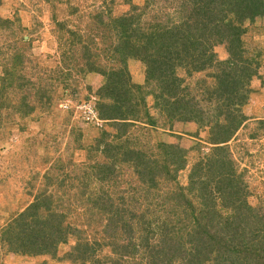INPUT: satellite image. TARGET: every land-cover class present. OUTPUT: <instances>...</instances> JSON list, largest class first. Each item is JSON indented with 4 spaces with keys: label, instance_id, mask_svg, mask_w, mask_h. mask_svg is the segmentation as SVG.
<instances>
[{
    "label": "rangeland",
    "instance_id": "rangeland-1",
    "mask_svg": "<svg viewBox=\"0 0 264 264\" xmlns=\"http://www.w3.org/2000/svg\"><path fill=\"white\" fill-rule=\"evenodd\" d=\"M184 3L188 0H0V77L5 76L6 69L14 72L13 86L0 90V264H83L77 259L78 243L93 244L98 240L105 246L94 249L84 264H152L153 255L140 239L134 242L139 249L130 255L131 251L127 259L110 245L117 241L110 236L116 225L110 219L112 208L119 209V217L128 218L136 204L134 227L139 234L150 225L148 222H154L159 233L150 238V243L160 247L158 264L169 259L173 264H196L194 259L186 260L173 252V246L183 237L189 247L184 251L196 246L188 240L189 236L181 235V229L195 235L200 213L210 207L223 215H233L240 193L264 217V17L244 23L241 44L235 47L223 36L222 43L213 50L214 64L208 69L193 73L186 67L177 69V76L183 79L182 87L188 89L184 95L193 99L198 111L193 122L172 117L173 112L164 109V103L158 104L155 96L161 91L159 83L145 85V67L136 60L128 62L132 80L149 92L145 98L154 122L139 117V123H135L130 117L135 124L125 133L120 120L105 121L99 115V89L106 79L90 71L85 46L98 55L96 63L112 66L114 59L110 55L116 45L113 20L134 14L146 29L158 25L165 15H172L174 20L167 23L172 25L183 20L180 8ZM18 52L24 54L23 59L12 58ZM229 61L236 65L227 66ZM229 67L236 68L233 76H238L243 84L239 85L240 96L237 94L235 103L223 106L220 76ZM20 75L31 83L19 88ZM47 91L52 101L44 104L42 98ZM215 139L230 140L213 144ZM104 142L118 146L121 152L134 151L139 157L133 156L132 161L153 158L166 168L158 173V184L150 197H145L143 191L148 185L130 165H121L122 173L120 169L111 173L109 181L115 183L111 189L110 183L97 180L96 166L103 168L111 160L114 162L103 154L105 146L100 143ZM220 149L234 165L233 183L241 187L231 185L226 189L223 183H216L213 190H202L197 182L211 180L208 170L211 172L215 153ZM176 151L180 152L179 160L173 154ZM114 153L117 152H110ZM89 165L96 172L84 174L75 169ZM198 171L207 175L198 176ZM45 175L62 176L53 184ZM104 188H108L112 201L106 202L109 207L97 211L92 201ZM225 189L223 196L220 193ZM41 194L52 197L55 210L66 215L63 226L70 229L69 234L63 232L66 242L60 241L55 257L27 254L31 252L28 248L12 244L14 228L10 226ZM166 194L172 197L167 205ZM155 198L158 205L149 204ZM184 199L189 204L178 208V200ZM242 205L245 209L244 202ZM158 219L159 228L155 224ZM253 230L261 232L255 231L253 238ZM40 231L36 228L35 235ZM246 232H250L247 240L241 236L242 244L234 245L239 248L237 254L231 256L224 244L215 245L216 251L209 250V254L205 250L210 259L200 258L199 264H264V220L250 221ZM208 233L212 237L214 232ZM202 239L199 242L205 243V248L214 245L204 233ZM246 250L253 255L246 257ZM223 251L226 252L222 254Z\"/></svg>",
    "mask_w": 264,
    "mask_h": 264
},
{
    "label": "trees",
    "instance_id": "trees-1",
    "mask_svg": "<svg viewBox=\"0 0 264 264\" xmlns=\"http://www.w3.org/2000/svg\"><path fill=\"white\" fill-rule=\"evenodd\" d=\"M50 1L51 0H48V2ZM180 12L182 14L184 13L185 16H183V20L180 22L168 25L167 23L173 21L174 17L172 15H165L158 25H149L146 29L140 26L134 14H125L113 20L111 24L115 32L114 35H116V45L112 46L113 50L110 55V58L114 59L112 66L109 65L107 67L102 66L98 62L96 63L94 59L97 58L98 55L93 53L88 46H85V55L88 60L90 71L96 72L106 79L105 84L99 89L100 100L97 105L99 115L105 121L120 120L118 123L122 124L121 127L124 128L125 133L131 124L139 123V117L150 119L154 122L152 115L148 112L147 98H145L149 95V92H145L141 85L133 82L128 66L130 60L139 61L144 65L145 85L153 81L159 83L161 91L159 95L155 96L158 104L164 103L162 105L164 109L168 108L170 109L168 112H173L174 115H172V117L175 116L185 122H193L197 119L196 114L198 111L193 104V99L184 95V93L188 92V89L182 87L183 79L177 76V69L186 67L189 73H193V71L201 72L213 66L215 61L214 57H216V53L213 50L222 43L223 36L230 39L231 45L234 47L237 44H241V34L244 32V23L248 20L253 21L257 17H264V0H188V3H184L180 8ZM180 12L179 14H181ZM227 31L228 33H226ZM229 50L231 51V49ZM231 53L232 56H234V52L231 51ZM12 58L23 59L24 54L18 52L15 53ZM242 62L247 61L242 60ZM227 63H229L227 66H230V63L235 64L233 61ZM220 64L222 65L223 63ZM243 66L244 69H246L247 66L245 63H243ZM8 70L10 69L5 70V76L0 77V81L3 83V85H0V90L3 92L13 86L14 72L12 71L9 73ZM233 71L237 74L236 68L229 67L228 70L224 71L223 75L220 76V94L225 102L223 106L235 103L239 90L238 88L240 87L239 85L243 84L238 76V80L233 76ZM19 81V88H23L31 83L30 79H26L24 75L19 76ZM42 99V103H50L52 101V96L44 92V98ZM24 101L25 99H23L22 102ZM31 110L32 109H30V111ZM130 117L135 123L134 121H130ZM149 125L154 126L155 124L150 123ZM120 137L121 134L118 135L117 139ZM229 140L230 139H215L212 143L223 144ZM111 144L112 143L109 142H104V144L100 143V145L105 146L102 149L103 154L112 158L114 162L112 163L111 160V163L107 164L105 167L103 166V168H101V166H96L98 168V172L95 175L97 180L100 181V183L107 182L109 184V178L112 177V174H115L119 169L121 170L120 173L123 172L121 165H130L134 168L136 174L141 177L143 184L148 185L143 191L145 197H150L153 188L158 184V173H163L162 169L166 168H162L163 166L160 162L153 158L146 160L142 157L132 161L133 156L139 157L134 151H129L128 149V151L121 152L118 146L114 144L111 146ZM118 144L119 148H121L122 144ZM112 150L117 153H114V155L110 154ZM221 150L222 149H220L218 153H215L211 172L208 170V175L212 174L211 180L200 179V183L197 182L202 190L203 187L206 189L205 191L213 190V186H215L216 183H223L226 189L231 185L237 188L239 187L236 182L233 183L234 179H236L233 174L234 165L228 160V155L225 151ZM173 154L177 155V159L179 160L180 152L176 151ZM156 168L159 170L158 172H156ZM75 169L77 172H84V174L96 172L95 167L90 165L86 168L81 166ZM199 171L196 173L198 176L207 175L205 172H202L201 175ZM64 174L62 173V175ZM51 176L45 175L46 178L48 177L50 183L57 184L60 176ZM76 177L79 178V175H76ZM55 179L57 180L56 183L54 182ZM113 186H115V183L113 184L111 181L109 188L111 189ZM226 189L220 194L225 196ZM235 195H237V193H235ZM241 195L243 194L240 193V196L236 198L235 206L237 207V212L233 215H223L212 207L202 211L197 226L198 229L195 231L196 236L193 234V231L187 232L186 234L185 229L182 228L181 235L189 236L188 240L195 242L196 246L192 247L191 245L190 249L184 251V248L189 247L183 237L178 244L173 246L175 250H173V252L176 253V256L185 258L186 260L187 258H189V260L194 259L197 262L196 264H199L201 262L200 258L205 257V259H210L208 256V253L210 254L209 250L214 252L216 251L215 245L222 244H224L223 248L225 250L228 252L230 251L231 256L234 253L237 254L236 252L239 248L234 245L241 242V236L244 237V240H247V235L250 232H246V226L249 222L255 223L264 220L262 214L246 203V197L242 199ZM166 196L167 205L172 197H169L167 194ZM209 199H212V196H209ZM109 200L112 201V197L109 195L108 188H104L102 193L98 194L93 199L92 204H95L97 211H101V208L109 207L106 205V202ZM243 202L246 206L245 209L242 207ZM155 203L158 205V198H155V201L149 202V204L152 205ZM178 203L179 206L177 207L180 208L181 204H189V201L185 199L183 201L178 200ZM135 205L130 209L131 216L128 218L119 217L117 214L121 213L118 208L110 209V211H113L110 219L113 218L116 223L115 227L111 230L110 236H115L113 240H117L110 245L118 249L123 259H127V255L131 251L130 255L133 253V250L139 249L138 245L134 247V242L140 239L146 245L147 250L153 255L152 264H158L157 260L160 247L158 244H151L150 238L155 237L159 231L155 229L154 222H148L147 224L150 225H147V228L145 227V229L142 230V234H139L137 228L134 227V222H137L135 220ZM55 208L51 196L41 194L37 197L33 203L17 215L14 223L10 226L14 228L11 232V234L14 235L12 244L14 245V243H16L18 248H28L31 252H27V254L57 256L58 244L60 241L63 243L66 242L65 239L67 235H63V232L64 234H69L70 229L69 226H63V221L66 216L65 213L56 211ZM126 212L129 211L126 210ZM42 214L45 215L42 216ZM203 220L204 223L202 222ZM52 221H54V223L57 221L58 225L52 223ZM155 224L159 228L160 219H158ZM36 228L41 230L37 235L34 233ZM175 231H177V229ZM255 231L261 232L260 230L251 231V237L253 238L256 237L255 235L252 236ZM208 232H214L212 237ZM165 233L167 234L168 232L165 231ZM203 233L208 235L210 240L214 242V245H209L208 248H205V243L202 245V243L199 242L200 240L204 241V239H202ZM53 238L57 241L56 243L52 242ZM101 242L102 241L98 240L94 241L93 244L88 241L78 243V261L83 264L85 261H89V257L93 255L94 249L105 246V243ZM206 249L208 253L205 252ZM225 252L226 251H223L222 254ZM245 253L246 257L253 255L249 250H246ZM203 260L204 259H202V261ZM160 262L162 264H173L172 259ZM232 262L234 263L230 264H235V261Z\"/></svg>",
    "mask_w": 264,
    "mask_h": 264
}]
</instances>
